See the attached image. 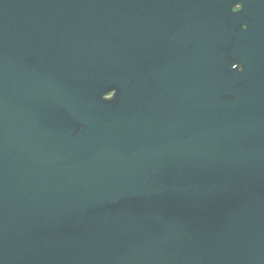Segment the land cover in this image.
I'll return each mask as SVG.
<instances>
[{
	"label": "water",
	"instance_id": "1",
	"mask_svg": "<svg viewBox=\"0 0 264 264\" xmlns=\"http://www.w3.org/2000/svg\"><path fill=\"white\" fill-rule=\"evenodd\" d=\"M249 4L0 0V264H264Z\"/></svg>",
	"mask_w": 264,
	"mask_h": 264
},
{
	"label": "flooded vegetation",
	"instance_id": "2",
	"mask_svg": "<svg viewBox=\"0 0 264 264\" xmlns=\"http://www.w3.org/2000/svg\"><path fill=\"white\" fill-rule=\"evenodd\" d=\"M250 2L249 8L247 9L249 13L248 22H250V17L254 16L255 18H258L262 23V30L261 33L264 36V0H248ZM236 9V12H238L242 6L240 4H237L234 6ZM263 60H264V52H263Z\"/></svg>",
	"mask_w": 264,
	"mask_h": 264
},
{
	"label": "snow or ice",
	"instance_id": "3",
	"mask_svg": "<svg viewBox=\"0 0 264 264\" xmlns=\"http://www.w3.org/2000/svg\"><path fill=\"white\" fill-rule=\"evenodd\" d=\"M233 12H236V9L235 8H233ZM237 66L238 65H236V68H237ZM109 93H110V100H112L114 98V96H115V93L114 92H111V91Z\"/></svg>",
	"mask_w": 264,
	"mask_h": 264
},
{
	"label": "rangeland",
	"instance_id": "4",
	"mask_svg": "<svg viewBox=\"0 0 264 264\" xmlns=\"http://www.w3.org/2000/svg\"><path fill=\"white\" fill-rule=\"evenodd\" d=\"M108 97H110V96H108Z\"/></svg>",
	"mask_w": 264,
	"mask_h": 264
}]
</instances>
